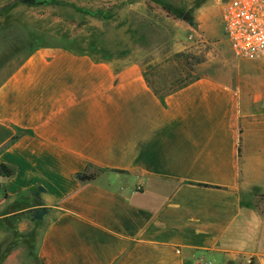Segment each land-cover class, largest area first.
Instances as JSON below:
<instances>
[{
	"label": "crops",
	"instance_id": "crops-1",
	"mask_svg": "<svg viewBox=\"0 0 264 264\" xmlns=\"http://www.w3.org/2000/svg\"><path fill=\"white\" fill-rule=\"evenodd\" d=\"M235 58L160 93L155 64L28 51L0 81V200L47 209L37 264H264V59Z\"/></svg>",
	"mask_w": 264,
	"mask_h": 264
},
{
	"label": "rangeland",
	"instance_id": "rangeland-1",
	"mask_svg": "<svg viewBox=\"0 0 264 264\" xmlns=\"http://www.w3.org/2000/svg\"><path fill=\"white\" fill-rule=\"evenodd\" d=\"M37 2L0 0V81L29 50L41 45L66 46L97 60L155 64L149 73L160 93L203 74L228 71L236 59L223 32V0ZM0 201V264H37L38 219L20 230L31 210L15 217L12 212L26 203L15 198Z\"/></svg>",
	"mask_w": 264,
	"mask_h": 264
},
{
	"label": "built area",
	"instance_id": "built-area-1",
	"mask_svg": "<svg viewBox=\"0 0 264 264\" xmlns=\"http://www.w3.org/2000/svg\"><path fill=\"white\" fill-rule=\"evenodd\" d=\"M221 19L235 57L264 59V0H223Z\"/></svg>",
	"mask_w": 264,
	"mask_h": 264
},
{
	"label": "trees",
	"instance_id": "trees-1",
	"mask_svg": "<svg viewBox=\"0 0 264 264\" xmlns=\"http://www.w3.org/2000/svg\"><path fill=\"white\" fill-rule=\"evenodd\" d=\"M22 1L23 3H27V4H35V3H38L37 0H20ZM183 85V84H182ZM181 86V85H180ZM178 88V87H177ZM176 88L174 89H171V90H168L166 92H169V91H173L175 90ZM158 92V91H157ZM166 92H163V93H166ZM163 94H161L160 96L162 97ZM18 131L21 133H26L27 131L25 130H21V129H18ZM19 134H15L11 140L9 141V143H7V145L13 143L17 138H18ZM7 145L3 146L6 147ZM2 149V148H1ZM0 149V150H1ZM13 169H11L9 166H7L6 164L4 163H0V175L2 176H5V177H10L13 175ZM76 177L80 180H84V179H91L94 177V173H90V174H86V173H82V172H79L76 174ZM41 189L43 190V188H38V190ZM38 190L35 191V194L38 195ZM47 212V209L46 208H41V209H31V218L34 220V219H41L42 216Z\"/></svg>",
	"mask_w": 264,
	"mask_h": 264
},
{
	"label": "water",
	"instance_id": "water-1",
	"mask_svg": "<svg viewBox=\"0 0 264 264\" xmlns=\"http://www.w3.org/2000/svg\"><path fill=\"white\" fill-rule=\"evenodd\" d=\"M186 16H187V14L184 15V17H186Z\"/></svg>",
	"mask_w": 264,
	"mask_h": 264
}]
</instances>
